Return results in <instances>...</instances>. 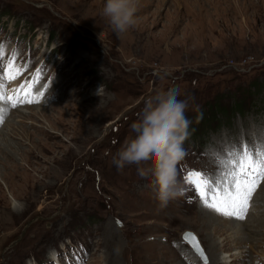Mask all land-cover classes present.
I'll return each instance as SVG.
<instances>
[{
	"label": "rangeland",
	"instance_id": "374dc122",
	"mask_svg": "<svg viewBox=\"0 0 264 264\" xmlns=\"http://www.w3.org/2000/svg\"><path fill=\"white\" fill-rule=\"evenodd\" d=\"M104 3L0 0V92L34 83L36 101L0 100V117L9 108L0 123V264H215L216 253L242 245L232 230L215 235L216 212L184 176L201 172L222 192L238 166L228 153L264 142V0H139L135 25L120 34ZM10 62L20 71L11 81ZM172 87L191 123L177 165L184 194L161 207L152 176L137 171L150 164L118 169L113 158L134 138L146 99ZM263 184L243 219L254 230L248 217L264 212L255 203ZM186 230L205 258L182 241ZM242 248L239 262L264 264V237Z\"/></svg>",
	"mask_w": 264,
	"mask_h": 264
},
{
	"label": "clouds",
	"instance_id": "9594fccd",
	"mask_svg": "<svg viewBox=\"0 0 264 264\" xmlns=\"http://www.w3.org/2000/svg\"><path fill=\"white\" fill-rule=\"evenodd\" d=\"M138 4L139 0H105L102 15L115 32L124 33L136 23ZM180 95V89L172 87L147 98L141 118L131 125L134 138L113 158L118 169L128 164H150L149 168L137 171L142 178L152 176L161 207L184 194L177 165L186 155L183 143L191 121L186 117L188 102L180 99Z\"/></svg>",
	"mask_w": 264,
	"mask_h": 264
},
{
	"label": "snow or ice",
	"instance_id": "6c2138e0",
	"mask_svg": "<svg viewBox=\"0 0 264 264\" xmlns=\"http://www.w3.org/2000/svg\"><path fill=\"white\" fill-rule=\"evenodd\" d=\"M19 74V69H15L10 62L5 72L6 78L10 81L15 80ZM2 79L3 77H0V80ZM26 87L29 91H25ZM34 88V83L28 84V82H25L13 96H5L3 92H0V100H6L13 107L21 103H34L36 101L31 98V89ZM0 123H2V117H0ZM228 155L234 157V159L227 161V163L234 166L238 164L235 171L230 173L233 177L230 188L225 187L222 192L218 191L217 189L220 186L216 185L215 181L210 182L207 176L197 171L189 172L184 176V180L193 187L204 206L225 217L243 220L254 191L260 181L264 180V142H261L255 149L244 145L242 148L231 150ZM185 239H190L195 250L200 252V247L195 243L196 238L192 234H186Z\"/></svg>",
	"mask_w": 264,
	"mask_h": 264
},
{
	"label": "bare ground",
	"instance_id": "6f19581e",
	"mask_svg": "<svg viewBox=\"0 0 264 264\" xmlns=\"http://www.w3.org/2000/svg\"><path fill=\"white\" fill-rule=\"evenodd\" d=\"M40 89V88H39ZM11 108V107H10ZM9 111V108L7 107H4L3 108V112H2V117L8 113ZM7 136V135H6ZM2 142V140H1ZM5 146V145H4ZM229 185H231V183H229ZM264 185V184H263ZM221 187V186H220ZM264 187V186H263ZM260 193V192H259ZM261 194V193H260ZM258 194L257 196L259 197ZM258 197H257V202L255 201V203H260L263 202L264 203V195L263 197H261L259 200H258ZM254 200V199H253ZM253 203V201H252ZM261 204V203H260ZM263 205V204H262ZM264 211V210H263ZM250 212V211H249ZM254 213V212H253ZM252 215V214H251ZM251 215H249L248 218H251L249 219L252 223L256 222L257 221V230H254V229H250V225H248L247 223H244V220L241 221V222H237V218H228V217H221V215L219 216L218 213L216 212V228H215V235H219L221 238L222 236L225 234V233H228V230H232V235L231 237L234 239V241L237 243V244H241L242 247L244 244H247V243H255L256 242V236H261V237H264L263 235V231H264V221L261 219L264 217V212L261 213L260 215H257V216H253L251 217ZM254 218V219H253ZM236 221V222H235ZM246 222V221H245ZM256 226V225H255ZM260 228V229H259ZM237 230V231H234V230ZM246 232V233H245ZM234 234V235H233ZM260 241V240H259ZM257 244H260V243H257ZM215 246H217V248H220L218 244L214 243ZM261 245V244H260ZM246 246V245H245ZM254 246V245H253ZM259 246V245H258ZM214 247V246H213ZM242 247H239V248H233L231 249L229 252H227L229 254V256H221L219 254H217L216 252V256L215 259H216V263L215 264H228V263H233V264H242V262H239L240 260L241 261H244L246 260V257L248 258V251L244 252L245 250L242 248ZM213 250V249H212ZM238 261V262H237ZM254 262V261H252ZM251 262V263H252ZM264 263V262H263ZM246 264H250V263H246Z\"/></svg>",
	"mask_w": 264,
	"mask_h": 264
},
{
	"label": "water",
	"instance_id": "95a60500",
	"mask_svg": "<svg viewBox=\"0 0 264 264\" xmlns=\"http://www.w3.org/2000/svg\"><path fill=\"white\" fill-rule=\"evenodd\" d=\"M182 234H183V235H182L183 240H185L186 242H188V243L191 245V247L194 248V247L192 246V242L190 241V239H185V235H186V234H192V235L196 238V239H195V243H197V244L199 245V247H200V252H197V251H196V252H197L199 255L204 256V250H203L202 246L200 245V242H199L198 237H197L193 232H191V231H189V230L184 231ZM194 249H195V248H194Z\"/></svg>",
	"mask_w": 264,
	"mask_h": 264
}]
</instances>
